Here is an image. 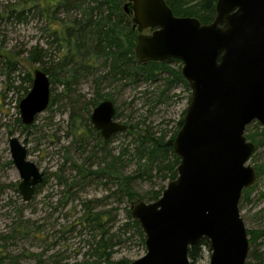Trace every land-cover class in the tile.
I'll return each instance as SVG.
<instances>
[{
  "label": "water",
  "instance_id": "95a60500",
  "mask_svg": "<svg viewBox=\"0 0 264 264\" xmlns=\"http://www.w3.org/2000/svg\"><path fill=\"white\" fill-rule=\"evenodd\" d=\"M123 11L132 16L137 62H181L190 89L172 141L177 177L155 202L131 205L145 254L130 264H190L188 249L202 239L208 242V264H245L250 245L239 202L257 180L249 164L255 145L245 130L256 122L264 131V0H217L206 25L174 16L164 0H127ZM49 103L50 80L36 69L18 105L22 125L30 126ZM116 113L114 103L104 100L90 114L103 142L126 130ZM8 143L20 178L17 191L28 203L44 174L17 138Z\"/></svg>",
  "mask_w": 264,
  "mask_h": 264
},
{
  "label": "rangeland",
  "instance_id": "374dc122",
  "mask_svg": "<svg viewBox=\"0 0 264 264\" xmlns=\"http://www.w3.org/2000/svg\"><path fill=\"white\" fill-rule=\"evenodd\" d=\"M22 1L0 0V234L9 236L3 248L0 243V252L17 259L5 264H36L28 254L41 255L45 262L51 256L69 263L81 260L92 248L94 236L99 237L97 230L84 223L83 203L90 202L93 213L104 217L108 212V218L104 217L108 220L105 229L108 236L115 235L112 241H116L113 259H126L130 264L145 254L135 230L122 228L128 222L127 212L136 200L127 202L110 178L97 179L93 173L84 181L74 177L75 166L82 167L87 173L91 163L100 162L103 167L101 159L104 154L108 159L118 157V172L123 177L133 178L130 186L142 196L143 202L153 203L148 202V195L159 191L160 187L165 189L169 181L162 180L154 172L148 177L145 168L139 166L137 138L149 130L155 137L164 133L165 141L168 140L184 117L190 89L175 84L169 91H164L165 72L158 74L154 82L139 81L133 85L119 82L108 88L101 86L104 89L101 94H110L114 102L118 114L116 121L124 124L126 130L128 126L135 129L133 134H127L125 130L112 136L109 142L96 145L90 122L94 108L90 103L96 93L93 84L88 78L66 85L61 73L52 70L51 66L60 62L61 55L56 44H51L45 16L24 14L26 21L23 23L15 20V14L7 18L11 9L19 12ZM59 18L64 19V15L60 14ZM34 47L42 50L43 65L29 59ZM168 67L181 70L182 64L171 62ZM42 68L50 69L53 75V81L49 77L53 101L30 126H24L17 121L20 120L18 105L30 91L34 70ZM158 96L160 102H157ZM74 124H79V131H75ZM246 129L249 131L246 130L245 134L256 133L257 140L261 141L249 164L264 166L263 129L256 122ZM11 137L26 147L27 159L44 174V182L28 203L22 201L17 191L20 178L11 162L8 143ZM97 168L98 164L92 165L89 172H95ZM58 176L68 181L69 195L68 189L59 183ZM253 187L248 201L239 211L246 231H256L260 237L253 246L254 253H248L245 264H258L256 257L260 256L264 264V238L261 236L264 234V168ZM209 254V250L203 249L202 258L194 264H208Z\"/></svg>",
  "mask_w": 264,
  "mask_h": 264
},
{
  "label": "trees",
  "instance_id": "16d2710c",
  "mask_svg": "<svg viewBox=\"0 0 264 264\" xmlns=\"http://www.w3.org/2000/svg\"><path fill=\"white\" fill-rule=\"evenodd\" d=\"M164 1L176 17L196 18L202 25L210 24L215 17L217 0ZM125 2L126 0H23L19 12L11 9L7 18H11L15 14L14 18L18 23L25 22L26 17L24 14L29 13L32 16L38 15L40 18H44V16L47 18L46 25L48 26L51 44H56L61 55L60 62L51 66L52 70L61 73V78L66 85H73L80 80L89 78L96 91L95 99L90 103L93 107L99 104V100L112 101L110 94H101V91L104 90L102 89L103 87L108 88L119 82H124L126 85L137 84L139 81L154 82L157 75L162 74V72L167 73L164 91H169V88L175 84L183 85L185 89H189L187 82L181 76V70L175 71L168 67L169 63L177 62L176 60L148 62L145 64L137 62L134 54L136 31L132 29L131 18L123 11ZM60 14L64 15V19L59 18ZM43 57L42 50L39 47H34L29 59L32 63L39 62L43 65ZM41 70L53 81L50 69L42 68ZM52 81L50 82L52 83ZM160 99L158 96L157 102H160ZM52 101V98H50L49 105ZM76 115L78 114L76 113ZM117 115L116 113V117ZM182 120L179 121L177 131L166 141L164 133L158 137L150 134L149 130L139 134L136 155L139 160V166L145 168L148 177H151L153 172L162 180L167 179L169 182L177 177L179 159L173 151L172 141L181 127ZM17 121L20 123L19 119ZM74 129L79 131V124L76 126L74 124ZM134 129L135 127L128 126L127 134H133ZM91 131L94 133L96 145H103L110 141L103 142L94 128ZM257 135L256 133L245 134L247 140L255 145L254 151L259 148L261 143L260 140H257ZM261 135H264L263 130ZM118 162V157H110L108 159L107 154H104L101 159V163L104 164L103 167H100V162L91 163L89 169L92 165L97 164L98 168L95 172H89L90 170L88 169L89 173H86L82 167L75 166L76 176L74 177H79L84 181L89 174L93 173L97 179L110 178L115 181L118 192H121L126 197L127 202L142 201V196L135 193L130 186L133 178L123 177L118 172ZM140 162L142 163L140 164ZM254 168L257 177H259L264 166L258 165ZM58 180L62 186L68 189L67 194L69 195L68 181L61 176H58ZM41 185L37 186L35 191H38ZM82 186L83 184L79 188ZM163 190L164 187H160L159 191L151 192L148 195V202L158 200ZM253 190V186L243 190L239 209L244 202L248 201ZM83 207L84 223L91 225L92 229L97 230L99 237L94 236L95 240L92 248L83 255L84 257L81 260L69 263L57 256H51L45 262L42 260L41 255L28 254V257H33L36 264H129L126 259H113L116 241H112L115 235L108 236L109 232L105 229V224H108V220L104 219V217L108 218V212H105L104 217L100 213H93L90 202L83 203ZM127 218L128 222L122 228H133L139 237L141 245H144V235L140 225L132 218L130 212H127ZM247 234L249 245L252 249L249 255H252L255 251L253 246L259 239L260 234L256 231H247ZM261 234L264 238V234ZM8 238L9 236L0 234L1 248L4 247L3 243ZM203 249L208 250V242L205 239L200 240L198 244L188 249L187 256L190 264H194L202 258ZM260 258L256 257L258 264H263V259L261 260ZM16 260L11 255L3 256L2 251L0 252V264L11 263Z\"/></svg>",
  "mask_w": 264,
  "mask_h": 264
},
{
  "label": "flooded vegetation",
  "instance_id": "af4514ba",
  "mask_svg": "<svg viewBox=\"0 0 264 264\" xmlns=\"http://www.w3.org/2000/svg\"><path fill=\"white\" fill-rule=\"evenodd\" d=\"M126 1H127V0H126ZM125 3H126V2H125ZM125 3H124V4H125ZM127 15H128V14H127ZM128 16H129L130 18H132V16H130V15H128ZM132 29H133V26H132ZM133 30H134V29H133ZM147 31H148V30H147Z\"/></svg>",
  "mask_w": 264,
  "mask_h": 264
}]
</instances>
